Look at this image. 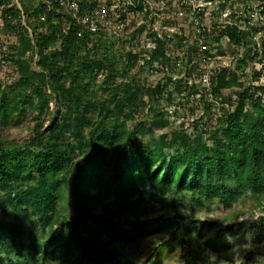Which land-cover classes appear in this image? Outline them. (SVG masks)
Listing matches in <instances>:
<instances>
[{"label": "trees", "instance_id": "16d2710c", "mask_svg": "<svg viewBox=\"0 0 264 264\" xmlns=\"http://www.w3.org/2000/svg\"><path fill=\"white\" fill-rule=\"evenodd\" d=\"M19 2L25 20L16 6L3 12L6 30L18 42L10 44L5 55L13 60L16 77L0 87V264H121L120 257L145 228L144 223L128 227L122 217L136 214L148 196L175 210V217L164 218L174 239L186 218L179 213L178 200L188 196L193 206L218 202L226 210L251 195L259 198L264 211V93L259 95L264 85L250 81L245 86L237 71L223 70L212 78L218 96L229 87L241 90L234 109L226 113L225 130H211L210 143L197 126L193 137L185 129L157 136L146 124L128 127L148 104L145 96L151 103L152 125L164 124L168 113L154 109L164 86L144 87L128 78L140 53L128 49L122 56L124 78L118 84L106 31L82 28L45 0ZM137 3L132 8L143 10V2ZM125 16L121 13L123 21ZM137 32L127 36L128 44L133 45ZM213 33L218 47L225 36L249 43L253 35L237 25L215 27ZM152 41L156 47L148 62L157 72L170 65L168 42L156 31ZM192 49L197 50L195 45ZM157 62L160 65L154 66ZM244 62L241 59L239 69ZM104 70L108 73L99 84L97 77ZM32 113L31 139L9 145L2 128L19 126ZM65 193L72 199L67 212L59 207ZM194 222L218 225L200 218ZM234 222L222 224L221 230L216 227L217 235L232 229ZM189 254L191 263L205 262L199 251Z\"/></svg>", "mask_w": 264, "mask_h": 264}, {"label": "rangeland", "instance_id": "374dc122", "mask_svg": "<svg viewBox=\"0 0 264 264\" xmlns=\"http://www.w3.org/2000/svg\"><path fill=\"white\" fill-rule=\"evenodd\" d=\"M4 1L8 2L9 0ZM97 1L87 0L89 8ZM129 1L131 0L102 1L110 7L112 24H109L108 27L113 31L116 29L119 33L114 35L109 29L107 31L112 39L108 46L112 47V57L116 62L113 69L114 82L118 84L123 82L124 77L121 72L125 68V63L122 56L132 46L127 43L129 40L127 36L132 31H138L139 36H136L134 40L140 43L138 49L140 53L146 52L148 49L147 44L151 42L154 31L166 39L170 65L168 68L166 66L159 67V71L152 72V64L148 62L149 60L140 57L141 59L137 63L135 62L128 74L129 79L135 78L144 87L155 86L158 83L164 86L163 92L158 94L160 104L155 103L154 109L168 112L165 117L166 122L158 126L151 124L153 112L150 100L148 96H145L144 100L148 104L141 108L134 119L126 125L138 128L142 124H146L147 127H152L157 136L163 132L185 129L191 137H193V130L197 126L203 131V140L210 143L211 130L217 127L221 131L225 130L226 113L234 109L238 98L237 92L241 90L240 87H229L223 89L221 95L218 96L212 91L211 80L223 73V70L228 73L237 71L240 81L244 82L245 86L252 81L254 86L263 87L264 73L261 71V65L258 64L260 53L258 48L264 42V29L261 28L256 34H251L249 43L246 41L235 42L229 36H225L218 49H213L212 56L210 55V58L207 59L206 54L198 50V37L200 35L202 37L203 34L194 27L193 14L177 15L173 9L162 7L158 0H146L144 3L151 10L147 14L142 10L132 8L133 5ZM132 1L136 5L139 0ZM141 1L143 2V0ZM208 7L212 8L211 5ZM119 12L126 14V29L121 32L114 26L121 18L118 15ZM200 17L205 25L211 24L217 18V16L212 17L210 13L208 15L203 13ZM65 18L63 17V19ZM4 25V29L0 33V41L8 44L17 43V38L10 34L9 30H6L7 24L4 23ZM203 38L212 40L211 36H203ZM194 45L197 50L193 51ZM241 59L245 61L243 70L238 67ZM12 65L13 60L6 58L4 53L0 52V87L11 84L16 77ZM159 65L160 63L157 62L154 66ZM260 71L261 75H257ZM107 73V70L100 72L97 83L101 84ZM205 77L209 78V81L205 82ZM262 93H264L263 90L259 89V95ZM206 103H211V107H208ZM174 108H177V112L172 115L169 111ZM34 117L35 115L32 113L24 119L21 125L2 128V134L6 137L5 140L9 142V145L20 146L31 139L35 125ZM71 203L72 199L67 193L59 199V207L65 212L70 208ZM178 204L179 213L186 218L179 225L181 233L177 239L172 237L173 229L164 219L175 217V210L151 201L149 196L136 214L127 213L122 217L128 227L144 223L145 228L129 245L125 253L126 256L120 257L121 264H208L207 262L214 264H264V211L259 204V198L251 195L241 197L232 208L226 210L218 202L204 207L193 206L189 196L178 200ZM12 213L16 215L17 211L12 209ZM128 216L132 219V223L127 222ZM194 218H200L202 221H215L218 225L201 226L200 223L196 225L197 223H192ZM11 219V216L8 217L9 221ZM228 221H235L232 229L223 230L224 234L217 235V230H221L220 226ZM216 227L219 229H215ZM188 229L189 232H187ZM184 234L186 237L182 241ZM130 236L133 237L132 234ZM218 236L220 237L218 238ZM191 251H199L205 262L191 263L189 254ZM50 264H58V262L53 261Z\"/></svg>", "mask_w": 264, "mask_h": 264}, {"label": "built area", "instance_id": "2783aa9c", "mask_svg": "<svg viewBox=\"0 0 264 264\" xmlns=\"http://www.w3.org/2000/svg\"><path fill=\"white\" fill-rule=\"evenodd\" d=\"M104 0H98L97 3L93 4V6L88 7L87 9L82 7V0H45V2L50 6H56L61 8L71 19L75 20L78 24L82 26V28L89 30L90 32L97 31H112V34H119L116 29L111 30L108 25L112 24L110 16V7L104 3ZM162 7L171 8L174 10V13L177 15H185V14H193L194 27L196 30L203 34L205 37V33H209V36L212 37V40L205 39L202 37H198V50L206 54L207 59L210 58L211 53H213V49H218V43L215 41L213 29L216 27L221 28L226 25H237L238 29L241 31H246L251 34H256L262 29H264V0H158ZM146 0H143V3ZM131 5L134 7L137 6L133 1H129ZM212 6L210 7L208 6ZM16 6V9L20 10L22 15V19L25 20L26 14L24 13L23 7L20 4L19 0H9L8 2H4L0 4V33L2 28L4 27V18L3 12L6 7ZM146 9L150 10L145 3L144 9L142 12L144 13ZM151 12V10H150ZM208 13L211 14L212 17H216L211 24H203L202 20H200L201 14ZM215 14V15H213ZM121 16V13L118 14ZM45 16H40V20H44ZM115 27L118 30L123 31L125 29V20L123 21L121 18L115 23ZM113 26V27H114ZM260 27V28H259ZM126 33V31H125ZM211 43V44H210ZM140 43L134 40L133 45L128 49L138 52L140 47ZM8 43L0 42V52L4 53V56L9 53ZM156 47V43L151 40L150 43L147 44L146 52L140 53V57L143 59H150L151 53L150 50ZM259 49V57L258 64L261 65V69L264 72V47L263 43L260 45ZM140 58V59H141ZM209 78L205 77V82L209 81ZM212 94V93H210ZM172 115L177 112V108L169 111Z\"/></svg>", "mask_w": 264, "mask_h": 264}]
</instances>
